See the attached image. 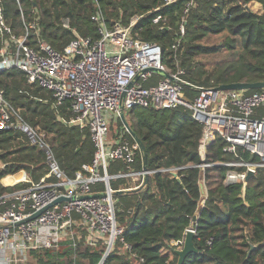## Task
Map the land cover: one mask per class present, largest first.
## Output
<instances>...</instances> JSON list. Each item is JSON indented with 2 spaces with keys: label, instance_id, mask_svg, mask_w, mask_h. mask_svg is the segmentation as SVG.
Here are the masks:
<instances>
[{
  "label": "trees",
  "instance_id": "1",
  "mask_svg": "<svg viewBox=\"0 0 264 264\" xmlns=\"http://www.w3.org/2000/svg\"><path fill=\"white\" fill-rule=\"evenodd\" d=\"M2 1L7 22L17 36L29 32L30 45L40 39L60 52L74 40V32L98 39L99 23L94 18L99 17L105 26L112 27L116 22L128 24L133 16H139L140 23L134 32L143 41L162 48L165 68L185 71V92L191 99L199 94V89L264 82V0H180L171 5L163 0ZM192 2L194 5L185 15ZM253 3L261 5L262 13L250 9ZM158 16L165 21L154 24ZM66 19L70 21V30L63 27ZM34 24L37 28L32 30ZM181 26L185 27L184 34ZM212 36H222L223 40L218 45L207 43ZM210 55L219 58L212 70L196 61ZM260 91L264 90L248 92ZM0 92L14 111L16 122L18 115L46 136L53 155L70 178L82 165L92 162L96 150L89 132L65 123L72 112L68 106L55 107L49 91L28 84L24 72L12 69L0 72ZM126 120L145 147L148 171L156 172L147 176L139 191L131 190L130 179L111 180L112 190H125L114 197L116 218L132 252L117 242L115 252L104 264H178L173 243L185 240L191 228L195 230L194 243L199 253L190 255L184 264H264V168L246 186L226 185V174L231 168L214 164L236 158L223 151L225 143L220 139L208 149L206 163L210 166L202 168L199 143L203 128L192 120L186 108H133ZM119 122L125 138L136 145ZM137 152L132 169L140 172L144 168V153L139 148ZM240 153L244 160L250 159L243 149ZM170 169H179V179L161 172ZM23 170L38 182L48 172L47 152L20 129L0 131V196L27 187L5 188L1 184L8 175ZM128 172V166L121 162L110 164V175ZM22 177L16 176L9 182ZM202 181L207 188L206 197L201 192ZM103 188L99 186V190ZM76 243V248L73 242H64L58 249L32 250L27 264L101 262L105 254L102 242L89 247L82 238ZM251 246L256 249L249 255Z\"/></svg>",
  "mask_w": 264,
  "mask_h": 264
},
{
  "label": "built area",
  "instance_id": "2",
  "mask_svg": "<svg viewBox=\"0 0 264 264\" xmlns=\"http://www.w3.org/2000/svg\"><path fill=\"white\" fill-rule=\"evenodd\" d=\"M178 1L163 0L166 5ZM192 5L193 2L187 5L185 15ZM94 21L99 23L98 39L81 37L74 32L76 37L62 52L40 39L32 46L29 32L17 36L12 30L0 0V72L20 70L27 75L28 84L51 93L55 107L68 106L72 116L65 123L88 131L96 150L92 162L82 165L75 177L70 178L53 155L46 136L38 128L25 124L18 115L16 122L14 111L0 92V131L20 129L27 133L35 145L47 152L48 165L47 174L38 182L24 170L19 172L23 177L13 184L6 185L3 180L17 174L1 181L5 188L27 187L0 196V264H27L32 250L58 249L64 242H73L76 248V242L82 238L89 247L102 242L105 254L99 264H104L115 252L117 242L132 252L117 222L115 191L110 183L127 178L132 182L131 190H137L156 171L135 172L132 166L139 145L130 143L125 132L112 139L109 134L111 123L121 120L122 113L127 115L133 108L189 110L192 120L203 128L199 143L201 167L210 166L206 163L208 149L217 139L225 143L223 151L236 158L214 164L231 168L226 174V185L243 183L246 186L248 174L255 176L264 168V113H260L264 112V91L224 92L211 87L199 89V94L191 99L185 92L188 85L183 78L185 71L165 68L162 48L143 41L134 32L140 23L139 16H133L128 24L116 22L112 27L105 26L99 17ZM160 21L165 19L158 16L153 23ZM63 27L70 30L68 19L63 21ZM36 28L35 24L31 26L32 30ZM184 31L185 27L181 26L182 34ZM157 75L161 78L155 81ZM241 149L249 153L248 161L241 155ZM113 162L127 165L129 172L110 175ZM178 171L161 170L179 179ZM101 185L104 188L99 190ZM60 198L65 200L38 218L19 224ZM173 245L176 250L182 249L184 240ZM140 262L144 259L140 258Z\"/></svg>",
  "mask_w": 264,
  "mask_h": 264
},
{
  "label": "water",
  "instance_id": "3",
  "mask_svg": "<svg viewBox=\"0 0 264 264\" xmlns=\"http://www.w3.org/2000/svg\"><path fill=\"white\" fill-rule=\"evenodd\" d=\"M157 72L163 74L166 78H170V76L164 72L163 70H158ZM252 90H264V82H258V83H248V82H240V83H233V84H228V85H221L219 87H217L215 89V91H252ZM121 121L125 127V129L127 130V132L131 135V137L135 140V142L139 145L140 150L144 153L143 156V163H144V168L143 171L148 172L147 169V155H146V151H145V147L143 145V143L141 142L140 139H138L136 137V135L130 130V127L127 123L126 120V114L122 113L121 115ZM251 177H253L252 173H249L246 180L248 181ZM147 178V177H146ZM145 178V180H146ZM145 185V182L143 184V186L139 189H137L136 191L141 190ZM201 192L203 194V196H207V188L205 185H201ZM125 191H118L115 192V195H122L124 194ZM94 197H103V195H96ZM65 198H60L57 201H55L53 204L49 205L48 207L42 209L41 211L37 212L35 215H33L31 218L27 219L24 222H21L19 224L25 223V222H29L32 221L36 218H38L40 215H42L47 209L61 203L62 201H64ZM197 223V219H194V224ZM194 239H195V232L192 231V229L188 230L186 233V237L184 240V245L182 249L176 250L175 253L178 255L179 259H178V264H184L185 260L193 254H198L199 250L196 248L195 243H194ZM256 249V246H251V250L249 252V255L251 254L252 251H254Z\"/></svg>",
  "mask_w": 264,
  "mask_h": 264
},
{
  "label": "rangeland",
  "instance_id": "4",
  "mask_svg": "<svg viewBox=\"0 0 264 264\" xmlns=\"http://www.w3.org/2000/svg\"><path fill=\"white\" fill-rule=\"evenodd\" d=\"M250 9L253 10L256 13H262V8L261 5L258 3H253L250 4ZM223 37L222 36H212L211 38L207 39L206 42L212 45H218L222 42ZM219 60L218 57L215 56H200L196 59L197 62H199L200 64L205 65L207 68H209V70H212V64L216 61ZM157 80V78H155V81ZM261 114H263V111H260ZM120 120L116 119L114 120L111 125H110V134H109V138H115L117 136V134L122 133L123 131H120Z\"/></svg>",
  "mask_w": 264,
  "mask_h": 264
},
{
  "label": "bare ground",
  "instance_id": "5",
  "mask_svg": "<svg viewBox=\"0 0 264 264\" xmlns=\"http://www.w3.org/2000/svg\"><path fill=\"white\" fill-rule=\"evenodd\" d=\"M19 175H23V173H19V174L13 176V177L5 178V179L3 180V183L6 184V185L13 184V182H9V180H12V179H14L16 176H19Z\"/></svg>",
  "mask_w": 264,
  "mask_h": 264
}]
</instances>
